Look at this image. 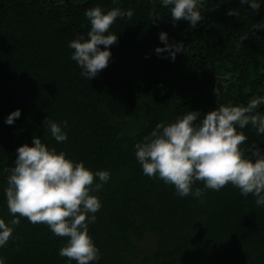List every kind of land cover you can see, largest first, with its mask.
Wrapping results in <instances>:
<instances>
[{"label":"trees","instance_id":"obj_1","mask_svg":"<svg viewBox=\"0 0 264 264\" xmlns=\"http://www.w3.org/2000/svg\"><path fill=\"white\" fill-rule=\"evenodd\" d=\"M203 3V19L191 27L185 20L174 26L161 0H0V218H14L5 189L17 149L38 136L93 172H110L92 193L102 203L89 225L100 251L92 264H264V205L253 195L229 184L201 198L180 197L174 186L144 175L135 156V145L158 123L199 111V124L219 105L246 106L264 95V29H252L264 22V8L257 13L239 0ZM94 7L131 9L133 16L111 26L118 43L109 66L88 80L68 45L87 37L85 12ZM232 9L239 16L227 15ZM161 32L169 44L184 45L174 61L155 52L165 47ZM17 109L20 117L7 124ZM256 111L264 115V105ZM46 118L62 127L67 120L65 142L51 137ZM240 131L248 137L242 149L264 150V134L250 125ZM19 219L0 247V264H76L59 255L67 238ZM143 244L150 245L145 252Z\"/></svg>","mask_w":264,"mask_h":264},{"label":"clouds","instance_id":"obj_2","mask_svg":"<svg viewBox=\"0 0 264 264\" xmlns=\"http://www.w3.org/2000/svg\"><path fill=\"white\" fill-rule=\"evenodd\" d=\"M239 2L250 5L257 13L261 8L259 0ZM161 3L170 8L174 26L185 20L196 27L203 19V0H161ZM239 14L238 9L227 13L229 16ZM85 16L91 25L87 37L77 36L68 47L74 50L71 59L82 69L81 76L91 80L109 66L110 48L118 43V36L109 34L111 26L117 18L131 19L133 10L113 8L105 13L100 7H94L89 8ZM252 29L253 33L264 29V22L254 24ZM159 39L165 47L155 49L158 55L168 52L174 61L176 54L184 51L183 43H168L166 32H161ZM261 105H264V95L253 96L246 106L219 105L199 124L195 123L199 111H190L167 125L158 123L143 142L135 145V156L143 174L174 186L180 197L201 198L206 189L220 191L231 184L242 196L251 194L257 205H264V150L255 144L242 149L248 137L240 131L250 125L257 130V135L264 134V115L256 111ZM20 115L21 110L17 109L6 123L12 125ZM67 123L65 120L63 127H67ZM44 124L55 141L67 140L60 123L46 118ZM246 152L249 155L246 156ZM8 171L7 208L14 218L7 223L0 218V247L12 238V226H18L19 217H23L32 224L47 225L55 236L67 238V244L59 250L61 257L74 260L76 264H92L100 259L89 225L95 223L102 203L92 193L102 190L109 181V171L93 172L83 162L72 161L66 153H57L54 147L50 149L38 136L31 146L24 144L17 149L15 166ZM97 177L99 182H96ZM198 181L204 188L196 187L193 191Z\"/></svg>","mask_w":264,"mask_h":264},{"label":"rangeland","instance_id":"obj_3","mask_svg":"<svg viewBox=\"0 0 264 264\" xmlns=\"http://www.w3.org/2000/svg\"><path fill=\"white\" fill-rule=\"evenodd\" d=\"M259 2L261 3V7L264 8V0H259ZM148 248H150L149 244H143L140 246L141 252L147 251Z\"/></svg>","mask_w":264,"mask_h":264}]
</instances>
